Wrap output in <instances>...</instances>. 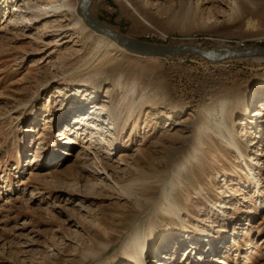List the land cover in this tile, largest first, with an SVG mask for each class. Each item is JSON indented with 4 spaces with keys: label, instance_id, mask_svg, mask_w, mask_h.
<instances>
[{
    "label": "rangeland",
    "instance_id": "obj_1",
    "mask_svg": "<svg viewBox=\"0 0 264 264\" xmlns=\"http://www.w3.org/2000/svg\"><path fill=\"white\" fill-rule=\"evenodd\" d=\"M90 8L154 43L264 45V0H92ZM11 10L0 0V264H141L136 244L124 248L138 225L156 242L145 264L164 253L173 264H264V197L234 149L243 132L261 133L255 147L242 142L246 158L264 148V57L134 55L70 15L26 22ZM11 16L20 26L7 24ZM132 80L147 99L130 113ZM248 104L262 115L250 117ZM99 112L118 121V139L87 152L92 172L77 157L85 148L63 131ZM247 162L264 196V156Z\"/></svg>",
    "mask_w": 264,
    "mask_h": 264
},
{
    "label": "bare ground",
    "instance_id": "obj_2",
    "mask_svg": "<svg viewBox=\"0 0 264 264\" xmlns=\"http://www.w3.org/2000/svg\"><path fill=\"white\" fill-rule=\"evenodd\" d=\"M10 1L12 2L11 13L21 14L25 18L26 22L27 21L28 22L37 21L40 18L44 19V18L48 17L49 15L51 16V14L53 15L55 13L70 15L73 19L76 20V24L78 26H81L82 30L87 31L90 34V36L95 34V36H97L100 39V41L103 43L104 42L109 43L110 46L118 45V46H120L121 50H126V51H128L134 55L139 54L136 52L129 51L127 48L120 45L117 41H115L113 38L109 37L108 35L101 33V32H97L96 30L92 29L85 22L84 17L82 16V14L79 11L80 0H10ZM251 1L254 2V0H251ZM233 3L235 4L234 6L237 8L238 3L236 1H234ZM7 24H10L14 27L20 26L19 20L17 18H13V16H11L9 18V21ZM242 45L245 46V43L242 42ZM226 48H228V47H226ZM244 48H246V47H244ZM239 49H243V48H239ZM139 55H141V54H139ZM168 56H171V55H168ZM260 56L264 57V54L250 56V57H244V58H254V57H260ZM241 58H243V57H241ZM259 59L263 60L264 58H259ZM103 74H105L104 70L99 69V70L95 71L94 77H100ZM121 79H122V76H120L119 80H121ZM262 84H264V82L258 85V89L263 88ZM76 88L80 90L81 87H76ZM126 88H127L128 92H130L132 94V96L134 98L133 101L131 102V106H130V113H131V111L136 108V105L141 104L142 101H144V99H147V93L146 92H140L138 90V85H137L135 80H132L128 84V87H126ZM110 91H111V89L109 87L105 88V91H104L105 95L107 93H109ZM256 92L258 93V90ZM256 92L254 93V91H252V93L250 95V100H252L254 95H256ZM94 100L95 99H93L92 101L94 102ZM260 108L262 110L264 109V103H262L260 105ZM114 109H116V108H114ZM30 111H31V113H34L35 112L34 107L31 108ZM246 112L247 113L250 112V115H249L250 117H253V116L260 117L262 115V111L252 112V110L249 107V104L247 105V111ZM253 113H254V115H253ZM117 123H118V121L116 122L115 119H113L111 116L105 115V114L99 112V113H96L94 115L87 116L86 118H83L82 128H78L77 129L78 132L72 131V132H69L70 133L69 134L68 131H66V130L63 131V135H65L63 137L64 138L69 137V139L72 143L80 144L82 147L85 148V151H80L78 153L77 157L79 158V160H81V161H83V163H85L84 164L85 168L94 172L92 170L93 166L91 164H88L86 161V160H88L86 154H87V152H89V153L93 152L95 150V147H97V144H99V143L102 144V146H108V145H110L111 141L117 140L118 139L117 130H119L117 128ZM123 128H124V125H123ZM241 134H242V138L240 139L241 141H236L234 149H236L239 152L240 157L243 158V160H245V165L248 166V168H247L249 171L248 173H249V175H251L253 181L255 182V190H256V194H257V195L255 194V195L258 197L259 203L261 201L263 204V197L264 196H263V191L261 190L262 178L260 176L256 175V173H254L255 167L252 168L251 165H248L247 160L253 162L252 165L253 164L259 165L260 162L262 161V157L264 156V148L260 147L261 152L260 151H258V152L253 151L254 155H256V156H253L252 160L248 159L244 156V152L241 148L242 142H244L248 146H251V147L254 146L255 147V145H257L259 143V141L256 142L257 141L256 139L261 138L260 137L261 133H258L257 137H255V136L253 137L252 133H251L252 134L251 135V134H248L247 132H243ZM68 155H69V153H68ZM182 166H184L183 162L178 163L176 165L177 168H176L175 172L177 171V169L181 168ZM125 192H126V190H125ZM228 207L232 209L233 206L229 205ZM150 226H151V224H150ZM150 226H149V228H150ZM130 237L132 239L131 242L128 239L127 243L124 244L125 251H127L129 249V246L132 245V247H133V245L136 244V246H138V247L135 246L136 247L135 248L136 258L139 259V262L141 264H145L146 262H148L147 261L148 257L146 255H143V251L146 248H149V246H152L156 243L152 231L148 230L147 232L142 233L140 230V225H138L135 227V229L131 233ZM156 246H157V244H156ZM172 257L173 256L170 255V253L169 254L164 253V255L160 261L154 260V264H157V263L158 264H173L172 263Z\"/></svg>",
    "mask_w": 264,
    "mask_h": 264
},
{
    "label": "water",
    "instance_id": "obj_3",
    "mask_svg": "<svg viewBox=\"0 0 264 264\" xmlns=\"http://www.w3.org/2000/svg\"><path fill=\"white\" fill-rule=\"evenodd\" d=\"M92 0H80L79 11L85 22L97 32L104 33L113 38L129 51L145 56H168L175 54H196L211 61H224L229 58L250 57L264 54V45L250 46L248 48H207L201 43L184 42L178 44L154 43L129 37L115 30L97 17L91 10Z\"/></svg>",
    "mask_w": 264,
    "mask_h": 264
}]
</instances>
